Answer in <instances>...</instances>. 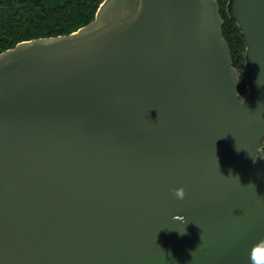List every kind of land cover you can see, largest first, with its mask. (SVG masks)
I'll return each instance as SVG.
<instances>
[{
	"label": "water",
	"instance_id": "obj_1",
	"mask_svg": "<svg viewBox=\"0 0 264 264\" xmlns=\"http://www.w3.org/2000/svg\"><path fill=\"white\" fill-rule=\"evenodd\" d=\"M226 10L245 97L217 0H104L0 53V264L264 257V0Z\"/></svg>",
	"mask_w": 264,
	"mask_h": 264
},
{
	"label": "trees",
	"instance_id": "obj_2",
	"mask_svg": "<svg viewBox=\"0 0 264 264\" xmlns=\"http://www.w3.org/2000/svg\"><path fill=\"white\" fill-rule=\"evenodd\" d=\"M224 21L222 31L233 66L242 73L246 43L236 22L226 10L229 0H217ZM104 0H0V53L18 43L38 38L58 37L77 32L91 23ZM240 94L245 95L241 87Z\"/></svg>",
	"mask_w": 264,
	"mask_h": 264
},
{
	"label": "clouds",
	"instance_id": "obj_3",
	"mask_svg": "<svg viewBox=\"0 0 264 264\" xmlns=\"http://www.w3.org/2000/svg\"><path fill=\"white\" fill-rule=\"evenodd\" d=\"M172 192H173V195L179 200H183L186 197L185 189L182 187L172 189ZM181 233L183 234V232ZM262 245H264V242H262ZM260 253H261L260 247L253 249V252L251 255L252 264H264V257H262Z\"/></svg>",
	"mask_w": 264,
	"mask_h": 264
},
{
	"label": "rangeland",
	"instance_id": "obj_4",
	"mask_svg": "<svg viewBox=\"0 0 264 264\" xmlns=\"http://www.w3.org/2000/svg\"><path fill=\"white\" fill-rule=\"evenodd\" d=\"M239 74V88L241 87L244 91H246L245 95H242L243 97H245L247 95L248 92V88H247V70L242 72V73H238Z\"/></svg>",
	"mask_w": 264,
	"mask_h": 264
}]
</instances>
